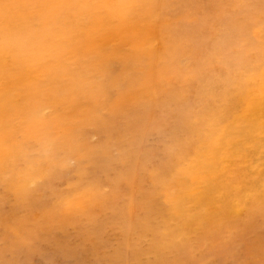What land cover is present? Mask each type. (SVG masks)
Here are the masks:
<instances>
[{
  "label": "rangeland",
  "instance_id": "1",
  "mask_svg": "<svg viewBox=\"0 0 264 264\" xmlns=\"http://www.w3.org/2000/svg\"><path fill=\"white\" fill-rule=\"evenodd\" d=\"M134 1L0 0V264H153L154 241L159 264H264V171L192 130L234 114L240 79L258 94L264 0ZM199 164L206 189L181 185Z\"/></svg>",
  "mask_w": 264,
  "mask_h": 264
},
{
  "label": "bare ground",
  "instance_id": "2",
  "mask_svg": "<svg viewBox=\"0 0 264 264\" xmlns=\"http://www.w3.org/2000/svg\"><path fill=\"white\" fill-rule=\"evenodd\" d=\"M16 1V0H15ZM69 1V0H68ZM111 1V0H110ZM119 1V0H118ZM136 1V0H135ZM134 1V2H135ZM142 1V0H141ZM139 2V0L138 1H136V2H139V3H141L142 4V2ZM149 1V0H148ZM154 0H152V2H151V4L152 3H156L157 4V1L155 2H153ZM2 2V1H1ZM0 2V3H1ZM20 2H22V1H20ZM71 2V1H70ZM127 2H128V0H127ZM130 2V4H131V2L132 1H129ZM133 2V3H134ZM3 3V2H2ZM5 3V2H4ZM92 3V2H91ZM160 3H161V1H160ZM159 3V4H160ZM19 4V3H18ZM23 4H25V3H23ZM116 4V3H115ZM126 4V3H125ZM129 4V3H128ZM127 4V5H128ZM129 4V5H130ZM147 4H149V3H147ZM158 4V5H159ZM10 5V4H9ZM21 5V4H20ZM72 5V4H71ZM132 5V4H131ZM130 5V6H131ZM140 5V4H139ZM157 6V5H156ZM5 7H6V5H5ZM5 7H4V9H5ZM43 7V6H42ZM70 7V6H69ZM157 7H159V6H157ZM156 7V8H157ZM11 8V7H10ZM16 8H17V6H16ZM139 8V7H138ZM155 8V9H156ZM1 9H3V7H1ZM6 9H7V7H6ZM154 9V8H153ZM159 9V8H158ZM8 10V9H7ZM10 10V9H9ZM114 10V9H113ZM159 10H161V9H159ZM4 12V11H3ZM157 12H158V10H157ZM156 12V13H157ZM116 12H114L113 13V17H110V18H108L109 20H107L108 21V23L110 22V23H112L114 26H115V24H116V26L118 25V27H119V24H117L118 23V21H114L113 22V18L115 17V19L114 20H118V17H117V14H115ZM159 13V12H158ZM19 14V13H18ZM37 14V13H36ZM155 14V13H154ZM154 14H153V16H154ZM4 15H5V13H4ZM6 15H7V13H6ZM134 15V14H133ZM157 15V14H156ZM9 16V15H8ZM29 16V15H28ZM33 16V15H32ZM37 16V15H36ZM135 16V15H134ZM4 17V16H3ZM131 17V16H130ZM133 17V16H132ZM157 17V16H156ZM2 18V17H1ZM8 18V17H7ZM5 19V18H4ZM135 19H136V17H135ZM157 19H159V18H157ZM59 20V19H58ZM3 22V21H2ZM5 22V21H4ZM21 22H23V20L21 21ZM105 22V21H104ZM7 23H9V22H7ZM19 23V22H18ZM48 23V22H47ZM0 24H2V23H0ZM12 24V23H11ZM49 24V23H48ZM141 24V23H140ZM7 25H9V24H7ZM24 25V24H23ZM26 25V24H25ZM5 26V25H4ZM106 26V25H105ZM2 27V26H1ZM16 27V26H15ZM5 28H6V26H5ZM19 29L18 30H16L15 28V31H16V35H14V36H10V45H11V42H14V43H16V40L17 39H19V43H21V38L22 37H19L20 35L22 36V35H24V33L26 32L24 29V27H22L21 25L18 27ZM27 28V27H26ZM2 29V28H1ZM9 29H10V27H9ZM7 31V30H6ZM14 30H13V32H15ZM48 31V30H47ZM87 31V30H86ZM1 32V31H0ZM33 32V31H32ZM88 32V31H87ZM9 33V32H8ZM7 33V34H8ZM36 33V32H35ZM47 33V32H46ZM50 34H51V32H50ZM49 34V35H50ZM85 34V33H84ZM43 35V34H42ZM106 35H108V34H106ZM105 35V36H106ZM1 37H2V35H0ZM47 36H48V34H47ZM75 36V35H74ZM25 37V36H24ZM34 37H35V35H34ZM49 37V36H48ZM107 37V36H106ZM46 38V37H45ZM44 38V39H45ZM113 38V37H112ZM1 39V38H0ZM7 40H8V37H7ZM7 40H4V42L6 43L7 42ZM46 40V39H45ZM106 40V39H105ZM33 41H39V40H37V39H34ZM110 41H113V40H110ZM47 41H45V43H46ZM24 43V42H23ZM30 43V42H29ZM103 43H105V42H103ZM102 43V44H103ZM32 44V43H31ZM107 44V43H106ZM113 44V43H112ZM35 45V44H34ZM49 45V44H48ZM9 46V45H8ZM154 46V45H153ZM10 47V46H9ZM26 47V46H25ZM4 48V45H0V51H1V49H3ZM31 48V47H30ZM33 49V48H32ZM54 49V48H53ZM6 49H4V50H2V51H5ZM11 50H12V48H11ZM11 50H8L7 49V51H11ZM13 50H15V49H13ZM82 50V49H81ZM6 53V52H5ZM2 54H4V53H2ZM19 55H21V54H19ZM1 56H3V55H1ZM1 56H0V67H2L3 66V62H4V59H3V57L1 58ZM24 56V55H23ZM17 57H19V56H17ZM24 57H26V56H24ZM31 57H32V55H31ZM35 57V56H34ZM3 59V60H2ZM25 60V59H24ZM4 64H6V61L4 62ZM19 64V68H18V70H19V72H23V70H26V67H25V69H24V67H23V65L19 62L18 63ZM12 65V64H11ZM14 65V64H13ZM171 65H172V63H171ZM16 66V65H15ZM4 67V66H3ZM7 67V66H6ZM77 67V66H76ZM13 68V67H12ZM122 71H123V69L121 68V69H117V70H115L114 72H113V67L112 66H110L109 67V71H108V73L109 74H111L110 76H115V73L117 72L118 74H121L122 73ZM263 71H264V69H263ZM2 72H4L3 70H2ZM257 78H260L261 79V86H260V88H259V92H258V94L257 95H255L257 92H252V91H248L247 90V88L245 89L244 88V85L247 87V86H249L250 87V82H254L255 80H256V78H255V75L253 76V80L251 81L250 79H240L239 80V87H240V91H238L237 90V93H236V95H234L233 96V98L231 99V100H234V103H233V108H232V106H230V109L234 112V114H232V115H229L228 113H225V112H222V116H221V118H218L217 116H216V114H215V110L214 111H210L208 108H205V109H203V110H200L199 111V114H200V120L199 121H201V124H200V127H202V125H204V127L200 130L198 127H197V125H196V127H194V128H192V130L195 132V136L196 137H203V138H205L207 141H208V144H206L207 145V147L209 148V146H211V145H214L215 147L214 148H220L221 150H228L229 151V158H227V159H224L223 161H222V159H221V161L223 162V167H227V166H229V164L230 163H232V160H233V158H234V156L236 155V153L238 152L239 153V150L237 149V147H241V152H242V154L244 155V159H247V160H250V161H252L253 162V167L251 168V175L252 176H257V175H259V174H261V172H263L264 171V140H262V138H264V133H262L261 131L259 132L257 129L259 128V127H264V78H263V76H260V75H258L257 76ZM118 80V79H117ZM250 81V82H249ZM243 83V84H242ZM116 84V83H115ZM183 93V92H182ZM104 96V95H103ZM257 96L259 97L258 99H257ZM202 99V98H201ZM104 100V99H103ZM213 100V99H212ZM211 100V101H212ZM25 101H27V100H25ZM215 102V101H214ZM208 103V102H207ZM204 104V103H203ZM67 105V104H66ZM208 105V104H207ZM215 105V104H214ZM39 114H41V115H43V114H46V112L48 111V110H50V108H52L51 106H50V103H48V102H43L41 105H39ZM61 108V107H60ZM203 108H204V106H203ZM232 112V113H233ZM248 112V113H247ZM248 114V115H247ZM48 115V114H47ZM199 118V117H198ZM198 120V119H197ZM248 122H250V125L252 126V133H251V135H249V137H247L246 135H245V128L247 127L246 126V124L248 123ZM179 130V129H178ZM190 130V129H189ZM245 136V137H242V136ZM189 137V136H188ZM140 138V137H139ZM184 138V137H183ZM186 138H187V136H186ZM186 138H185V141H186ZM191 138V137H190ZM190 138H188V139H190ZM193 138V137H192ZM202 138V139H203ZM193 140H191V142H192ZM197 141H203V140H197L196 139V142ZM110 142V141H109ZM193 142H195V141H193ZM32 144H33V142H32ZM204 144V145H205ZM142 145V144H141ZM181 145H183V144H181ZM198 145L200 146V143H198ZM198 145H196V146H198ZM28 146V145H27ZM35 146V145H34ZM83 145H80V147L79 148H81ZM185 146H183V150L181 149V151H185V148H184ZM201 147V146H200ZM207 147H205L204 146V148H203V150L202 151H206V148ZM212 147V146H211ZM34 148V147H33ZM186 148H188V147H186ZM190 148V147H189ZM188 148V149H189ZM213 148V147H212ZM211 148V149H212ZM167 149V148H166ZM191 149H193V147L191 148ZM195 149V148H194ZM201 149V148H200ZM29 150H30V148H29ZM198 150H199V148H198ZM99 151H101L100 149H99ZM179 151H180V149H179ZM201 151V150H200ZM200 151H198V152H200ZM90 152V151H89ZM150 152V151H149ZM165 152H166V150H165ZM174 152V151H173ZM183 152H181V153H183ZM185 152H187V150L185 151ZM193 151H191V153H192ZM210 152H211V150H210ZM226 152V151H225ZM155 153V152H154ZM168 153H169V151L166 153L167 155H168ZM172 153V152H171ZM174 154H176V152L174 153ZM173 154V155H174ZM183 154H185V155H189L188 154V152H187V154L186 153H183ZM193 154V153H192ZM172 155V156H173ZM182 155V154H181ZM194 155L195 156H192L193 157V159L192 160H196V151H194ZM198 155V154H197ZM205 155V153H203V156ZM223 155V154H222ZM166 156V155H165ZM171 156V157H172ZM183 156V155H182ZM190 156V157H191ZM5 157V156H4ZM18 157V156H17ZM8 158V157H7ZM25 158V157H24ZM185 158H187V157H185ZM211 158V157H210ZM222 158H224L223 156H222ZM148 159V158H147ZM170 159V158H169ZM168 159V160H169ZM178 159V158H177ZM188 159H189V157H188ZM206 159H208V158H206ZM218 159V158H217ZM25 160V159H24ZM99 160V159H98ZM185 160V159H184ZM187 160V159H186ZM210 160V159H209ZM175 161V160H174ZM177 161H179V160H176V162ZM191 161V160H190ZM189 161V163H191ZM201 161H202V159H201ZM97 162V161H96ZM162 162H164V160L162 161ZM167 162V161H166ZM187 162V161H186ZM194 162V161H193ZM192 162V163H193ZM196 162V161H195ZM168 163H171L170 161L168 162ZM179 163V162H178ZM180 163H182V161L180 160ZM205 163V162H204ZM208 163V162H207ZM51 164V163H50ZM162 164V163H161ZM164 164H166V163H164ZM163 164V165H164ZM177 164V163H176ZM183 164V163H182ZM7 165V164H6ZM59 165V164H58ZM160 165V164H159ZM173 165V164H172ZM183 165H185V164H183ZM187 165H191V164H186V166ZM195 165V164H194ZM204 165V164H203ZM8 166V165H7ZM55 166H57V165H55ZM166 166H168V165H166ZM179 166V165H178ZM65 167V166H64ZM138 167H139V165H138ZM163 167H165V166H163ZM175 167V166H174ZM191 167V166H190ZM190 167H187L184 171H182V172H178L179 173V182H180V184L182 185V184H186V185H188V186H193V187H195L196 189L195 190H197V189H199V190H205L206 188H203L204 187V185L205 184H207V181L209 180V179H211V178H208L207 177V175L205 174V173H203V168H201L202 166L199 164L198 166H197V168H199V170H197V171H193V169L191 170V168ZM220 167H221V165H220ZM261 167H263V168H261ZM53 168H55V167H53ZM59 168H60V165H59ZM58 168V169H59ZM95 168V167H94ZM154 168V167H153ZM157 168V167H156ZM183 168V167H182ZM4 169V166L3 165H0V170L1 171H4L3 170ZM57 169V168H56ZM97 169V168H96ZM155 169V168H154ZM158 169V168H157ZM168 169L170 170V168L168 167ZM95 170V169H94ZM159 170V169H158ZM202 170V171H201ZM157 171V170H156ZM209 171V170H208ZM59 172H61V171H59ZM155 172V171H154ZM186 172H188L187 173V176H186V181L184 180V178H183V174H185ZM56 173V172H55ZM58 173V172H57ZM159 173V172H158ZM156 174V172L154 173V175ZM165 174V173H164ZM163 174V175H164ZM56 175H58V174H56ZM98 175V174H97ZM157 175V174H156ZM159 175V174H158ZM211 175V174H210ZM88 177H90V176H88ZM92 177V176H91ZM90 177V178H91ZM209 177H211V176H209ZM241 177H244V174L242 173L241 174ZM97 177H95V179H96ZM3 179V178H2ZM161 179V178H160ZM19 180V179H18ZM98 180V179H97ZM262 180H264V178H261L260 179V182L257 184V185H254V188L255 189H261V190H263L264 191V182H262L261 183V181ZM160 181V180H159ZM158 181V182H159ZM162 182V181H161ZM169 183H170V181H169ZM89 185H90V183H88ZM161 184V183H160ZM89 185H87V187L89 186ZM99 185V184H98ZM210 185V184H209ZM233 185V184H232ZM24 186V185H23ZM208 186V185H207ZM231 186V185H230ZM234 186V185H233ZM113 187H115V186H113ZM227 188V187H226ZM183 189V188H182ZM181 189V190H182ZM187 190H188V188H186ZM185 189V190H186ZM190 189V188H189ZM231 189V188H230ZM235 189V188H234ZM194 190V189H193ZM226 190V189H225ZM229 190V189H228ZM114 191V190H113ZM184 191V190H183ZM182 191V192H183ZM182 192H181V194H182ZM185 193V192H184ZM180 194V193H179ZM195 194V193H194ZM193 194V195H194ZM247 194V193H246ZM249 195V194H248ZM247 195V196H248ZM99 196H100V194H99ZM195 196H196V194H195ZM199 196V195H198ZM245 197H246V195H244ZM100 197H102V196H100ZM170 197V196H169ZM192 197V196H191ZM194 197V196H193ZM197 197V196H196ZM158 198V197H157ZM160 198V197H159ZM111 199V198H110ZM194 200H196L195 198H193ZM157 200H159V199H157ZM156 200V201H157ZM162 200H164V199H162ZM170 200V199H169ZM101 201V200H100ZM99 201V202H100ZM111 201V200H110ZM109 201V202H110ZM164 201H166V200H164ZM158 202V201H157ZM163 202V201H162ZM232 203V202H231ZM163 204H164V202H163ZM235 204V203H234ZM152 205V204H151ZM150 205V206H151ZM232 205V204H231ZM155 206V205H154ZM201 206V205H200ZM203 206V205H202ZM202 206H201V208H202ZM243 206V205H242ZM231 207V206H230ZM41 208V207H40ZM232 208V207H231ZM92 209V208H91ZM204 209V208H203ZM236 209H238V208H236ZM205 210V209H204ZM241 210V209H240ZM149 211V210H148ZM152 211H153V209H152ZM157 212V211H156ZM160 212V211H159ZM166 212V211H165ZM235 212V211H234ZM149 213H151V211L149 212ZM201 213V212H200ZM235 213H237V212H235ZM192 215V214H191ZM197 216V215H196ZM199 216V215H198ZM178 217H180V216H178ZM200 217V216H199ZM197 219V218H196ZM196 219H194V220H196ZM181 220V219H180ZM200 220H201V218H200ZM199 222V221H198ZM147 223V222H146ZM53 224V223H52ZM172 224V223H171ZM124 225V224H123ZM148 224H146V226H147ZM165 225H167V224H165ZM199 225V224H198ZM201 225H202V223H201ZM182 226V225H181ZM200 226V225H199ZM218 226V225H217ZM149 227V226H148ZM167 227V226H166ZM147 228V227H146ZM150 228H152V227H150ZM150 228H149V230H150ZM147 229H145V231H146ZM152 230V229H151ZM166 230V229H165ZM155 231V230H154ZM193 231V230H192ZM26 232V231H25ZM151 232H153V231H151ZM162 232V231H161ZM165 232V231H164ZM194 232V231H193ZM192 232V233H193ZM129 233V232H128ZM154 233V232H153ZM168 233V232H167ZM23 234H25L24 232H23ZM32 234V233H31ZM148 234V233H147ZM158 233L156 232V234L155 235H157ZM162 234V233H161ZM160 234V235H161ZM167 235H169V233L167 234ZM171 235V234H170ZM31 236V235H30ZM164 236H165V233H164ZM153 237H154V235H153ZM161 239H163L162 237H161ZM161 239H159V240H161ZM175 239V238H174ZM156 241H158V240H156ZM166 241V240H165ZM153 242V241H152ZM137 244V243H136ZM171 244V243H170ZM161 244H159L158 242H153V243H151V245L148 247V249H147V251H148V254H149V256H152V258L154 257V262H153V264H159V262L160 261H164V257L165 256H163L164 254H163V250H164V248H165V246H164V248L162 247V246H160ZM119 246V245H118ZM174 246V245H173ZM117 247V246H116ZM122 247V246H121ZM138 247H140V246H138ZM137 246H136V250H137V248H138ZM146 247V246H145ZM145 247H144V249H145ZM171 247H172V245H171ZM117 248H119V247H117ZM167 248V247H166ZM169 249H170V245H169ZM139 250H140V248H139ZM117 251V250H116ZM197 251V250H196ZM114 252H115V250H114ZM121 252V251H120ZM141 252V251H140ZM144 252V251H143ZM133 253V252H132ZM131 253V254H132ZM145 253V252H144ZM115 254H116V252H115ZM115 254H114V256H115ZM130 254V255H131ZM138 254H142V253H139L138 251H137V256H135V257H138ZM146 255H147V253H145ZM144 254V255H145ZM135 255V254H134ZM118 256V255H117ZM117 256H115V257H117ZM111 257V256H110ZM109 257V258H110ZM115 257H114V259H115ZM131 257H133L132 255H131ZM108 258V257H107ZM112 258H110V260H111ZM113 259V260H114ZM117 259H118V257H117ZM129 259V258H128ZM109 260V261H110ZM114 261H116V260H114ZM149 262V261H148ZM106 263V262H105ZM106 264H108V263H106ZM152 264V263H151ZM194 264V263H193Z\"/></svg>",
  "mask_w": 264,
  "mask_h": 264
}]
</instances>
